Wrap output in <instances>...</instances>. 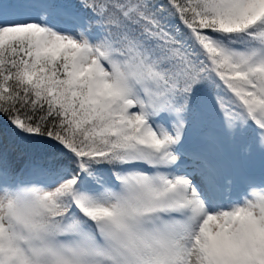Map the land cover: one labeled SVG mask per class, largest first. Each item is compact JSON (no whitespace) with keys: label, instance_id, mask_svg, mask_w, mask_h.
<instances>
[{"label":"snow or ice","instance_id":"snow-or-ice-1","mask_svg":"<svg viewBox=\"0 0 264 264\" xmlns=\"http://www.w3.org/2000/svg\"><path fill=\"white\" fill-rule=\"evenodd\" d=\"M0 264H264V0H0Z\"/></svg>","mask_w":264,"mask_h":264}]
</instances>
